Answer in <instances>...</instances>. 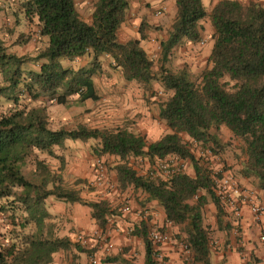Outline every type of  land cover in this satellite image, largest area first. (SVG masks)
<instances>
[{
    "label": "trees",
    "instance_id": "trees-1",
    "mask_svg": "<svg viewBox=\"0 0 264 264\" xmlns=\"http://www.w3.org/2000/svg\"><path fill=\"white\" fill-rule=\"evenodd\" d=\"M173 1L174 15L166 36L158 41L156 67L155 58L139 45L149 25L138 24L139 38L117 39L128 0H92L88 20L78 13L75 0H14V6H9L14 21L35 19L37 36L43 42L31 53L17 54L0 39V97L13 104L0 112V211L11 223L0 233V264H52L60 250H92L68 233L58 232L52 220L55 214L45 205L49 196L88 206L94 227L101 230L106 229L107 216L118 213L108 199H85L78 188L62 182L63 158L53 146L67 138L93 139L95 154L116 157L111 166L115 188L138 190L141 204L151 199L157 202L173 225L176 239L190 251L185 264L211 262L212 228L203 222L204 206L213 203L217 228L225 214L212 191L209 166L193 153L190 143L219 151L224 143L217 133L224 125L238 140L237 172L264 189V3L217 0L205 6L201 0ZM8 3L2 2L5 12ZM205 18L211 45L204 65L195 73L185 64L171 69L166 65L171 48L186 41L197 45L203 30L200 20ZM103 55L142 94L153 93V83L158 84L165 95L158 101L157 116L168 130L149 139L127 122L50 127L48 104L99 98L93 75L101 70ZM82 56L87 57L85 63L71 64ZM34 149L58 158L57 169ZM172 153L188 160L192 172L180 170L160 179L149 172L138 173L130 163L141 158L152 165ZM28 157L33 167L24 171ZM30 222L32 230H25ZM147 226V221L138 219L131 228L144 248L143 261L133 264H161L152 254Z\"/></svg>",
    "mask_w": 264,
    "mask_h": 264
},
{
    "label": "rangeland",
    "instance_id": "rangeland-1",
    "mask_svg": "<svg viewBox=\"0 0 264 264\" xmlns=\"http://www.w3.org/2000/svg\"><path fill=\"white\" fill-rule=\"evenodd\" d=\"M4 1H9V5L6 9L7 11L5 12V7L2 6L3 0L0 1V39L3 41L9 51L15 52L17 54L33 52V50L43 42V40L37 36V25L35 23V19L33 18L30 20L21 17L17 21H14L11 13L9 12V6H14V0ZM91 2L92 0L87 1L89 9ZM79 9L81 10L80 14L82 16H89L88 9H82L81 7H79ZM206 38H208V36ZM150 56L155 58L156 67L158 63V51ZM177 56L178 58L175 60L173 58V60L168 59L166 61V65L173 70H176L178 67H181L183 64H185L192 73H195L204 65L203 63L202 65L196 66L191 70V68H193V63L183 60V57H181L180 54H177ZM86 60L87 57H77L71 62V64L76 66L78 64L85 63ZM109 60L110 58L108 56H101V70L93 75L94 86L98 92L99 98L97 100L87 99L85 103H78L74 100H71L67 105L56 103L48 104V124L52 128L61 125L66 127H74L78 124L100 127L116 126L123 122H127L135 128L143 131L149 139L157 138L160 134L168 130L163 121L157 116V104L158 101H160L165 95L164 92L156 82L153 83L154 92L151 94H142L135 82L130 81L123 83L120 70L117 67H113ZM72 97H75V95ZM12 105L13 104L4 97H0V112L6 111ZM103 107L108 109L109 112L105 113V116H96L100 115L96 114V111L101 110ZM103 112L104 111H102L101 115H103ZM217 134L220 142L224 144L219 151L214 152L213 155H215L216 158L214 156H207L205 154H203L202 158L206 161L205 163H207L208 166L227 169L231 171L238 179L240 178V174L237 172L239 160L236 156V153L238 154L239 152L238 140L230 135L229 130L224 125L220 126ZM184 138H186L185 135ZM93 143V139L82 141L79 139L67 138L64 139L60 145L53 146L54 152L58 155H61L63 158L64 165L61 170L62 182L68 186L73 185L74 187L78 188L80 195L85 199L99 198L100 196L99 192L97 191L93 192V196L90 194V192L93 191V188L96 187L90 184L89 174H85V172H89L90 170L92 172L94 162L93 158L97 156H100V158L103 159L107 176L115 186V181L112 178L114 173L111 169V166L115 162L116 157L109 154H95L91 150ZM190 147L195 155L197 154L196 152H200V146L198 143H190ZM34 151L39 156L44 158V160L52 169H57V166L59 165L58 158L51 157L44 152L38 151L37 149H34ZM77 158H81V166L78 167H76ZM130 163L138 173L149 172L152 169V165L147 159L134 158L130 159ZM69 165H72L70 169H68ZM32 167V158L28 157L22 165V169L24 171H29L32 169ZM83 169H85V172H83ZM182 170L189 173L192 172L190 162L188 160H185ZM76 180L78 181L76 182ZM113 193H115L113 201L116 203L120 202L122 195H124L131 202L141 204V193L138 190H132L131 187H127L124 191H118L116 189ZM49 199L59 202L62 205H67L66 207H68L70 204L66 201L55 200L49 196L45 199V205L47 206L50 204V202H48ZM47 209L49 208L47 207ZM214 213L215 209L212 202H209L204 206L203 222L207 223L212 228L210 232L212 251H217L222 248L227 249V245L229 244L237 247V243H239L238 240L244 239V235L240 227L230 226L227 215L224 214L222 216L224 221V223L222 222V225L225 227V231L223 229L217 228L214 219ZM114 215L117 214L115 213ZM52 220L54 223H56L59 233L65 232L69 234L75 232V229L71 225V214L69 216V213H65L62 214V217H60L58 214H55ZM10 225L11 223L9 222V218L6 213H2L0 211V233L6 232ZM32 228L33 223L30 222L26 225L25 230H32ZM124 235L127 236L129 234L125 232ZM1 240H3V238H1ZM239 248L242 253V259L246 261L245 263L252 264L254 262L253 254H250L249 250H245L243 245L238 246L237 250ZM76 252H80V254L76 256ZM56 254V257L59 259L57 264H74V262L71 261L74 260V258H76L75 262L77 261V263L80 257L87 259L88 251L87 249L81 251L75 250V252L71 250L69 252L60 250ZM72 255H74L73 258Z\"/></svg>",
    "mask_w": 264,
    "mask_h": 264
},
{
    "label": "crops",
    "instance_id": "crops-1",
    "mask_svg": "<svg viewBox=\"0 0 264 264\" xmlns=\"http://www.w3.org/2000/svg\"><path fill=\"white\" fill-rule=\"evenodd\" d=\"M88 0H75L76 9L78 13H81L79 7L86 8L89 10V6L87 4ZM204 4V0H201ZM217 0H208V4L205 6H212ZM240 2H247L248 0H239ZM261 3H264V0H258ZM160 7H164L163 11L161 10L159 13H155V10L160 9ZM81 15V14H80ZM174 15V1L173 0H128V7L125 12V17L121 21L118 29H117V39L120 41H125L129 38H139V32L137 30L138 24L143 21L144 24L149 25V28L145 29V37L139 39V45L143 48V50L152 55L153 53L158 51V41L161 38L166 36V28ZM84 19H89V16H82ZM203 25L202 37L204 39L203 43H198L197 45H193L189 41L181 43L179 45L171 48L168 59L174 60L178 58L177 54H180L183 57V60H187L192 62V66L194 69L196 66L202 65L205 63L206 58L208 56L211 39L209 37L210 32V24L208 18L200 20ZM208 36V38H206ZM178 64V63H177ZM123 83H127L130 81H125L122 79ZM97 92V91H96ZM98 93V92H97ZM87 99L82 102L85 103ZM91 100V99H90ZM97 100V99H96ZM103 112V115L101 113ZM109 110L103 107L101 110L96 111V116H105V113H108ZM94 160V158H93ZM92 160V161H93ZM81 158H77V166H81ZM72 165L68 166V169L71 168ZM75 167V169H76ZM78 169V168H77ZM85 172V169H83ZM86 175L89 174V182L92 184L93 180V171L85 172ZM114 179V175L112 177ZM239 182L250 185L255 188L257 192L258 200L264 204V189L257 188L254 184V181H250V179L240 176L238 178ZM115 187L111 189V191L107 195V199L110 201L111 205L114 206L118 213L114 215L116 224L108 229L109 238L112 240L114 244V249L112 253L105 256L109 257L108 259H103L104 256L100 257V261L98 264H133V263H141L143 261V243L139 237L135 234H129L127 236L124 235L126 229L129 227H133V223L138 219L136 218V211L140 208L146 207L148 209V224L156 223L163 224L164 220V212L161 207L157 204V202L153 199L144 201L142 204H137L129 201V209L128 211H121L118 207L121 205V201L116 203L114 202ZM98 192L97 188H93V191L90 194L93 196V192ZM123 196V195H122ZM97 199V198H91ZM122 199V197H121ZM50 204L48 205V209L53 214H58L62 217V214L69 213L71 214V225L75 229L74 233H69L70 238L75 241V233L80 231H88L92 229L95 224L89 216V208L86 205L79 204L77 202H72L67 205H62L59 202H55L54 200H48ZM70 208V209H69ZM215 209V208H214ZM67 211V212H65ZM69 211V212H68ZM215 214V213H214ZM228 222L230 226L240 227L244 239H239L238 246H244V249L249 250L250 254H253V263L252 264H264V244H260L257 241V233L259 227H264V213L262 214L261 220L258 224L254 223L250 219V213L246 208L243 209L242 216L233 220L231 214H227ZM215 219V215H214ZM225 225V224H224ZM227 226V225H226ZM166 229V226H163ZM225 227L221 225L220 229H224ZM170 232L171 241L165 244L158 245L160 251H162L164 259L167 264H185L183 262L184 254L178 244L173 240L175 237V229L172 226L167 227ZM174 232V233H173ZM237 246V247H238ZM117 247H120V250H117ZM237 247L234 245H227V249H219L217 251H210V264H217L222 261V264H247L242 258V253L240 248L237 250ZM126 249V250H125ZM75 252V250H74ZM246 252V251H245ZM80 252H76V256H78ZM245 255V253H244ZM54 256V260L52 264H57L59 259ZM75 256V257H76ZM112 257V258H111ZM132 258V259H130ZM74 264H86L87 259L84 257H80ZM80 262V263H79Z\"/></svg>",
    "mask_w": 264,
    "mask_h": 264
},
{
    "label": "built area",
    "instance_id": "built-area-1",
    "mask_svg": "<svg viewBox=\"0 0 264 264\" xmlns=\"http://www.w3.org/2000/svg\"><path fill=\"white\" fill-rule=\"evenodd\" d=\"M164 7L155 10V13L163 11ZM204 39L201 38L199 43H203ZM195 144V142H192ZM199 148V147H198ZM201 148V147H200ZM200 152H196V155L203 156H214V153L209 149H200ZM198 150V149H196ZM194 153V152H193ZM195 154V153H194ZM185 159L172 153L166 155L164 158L157 160L152 164V169L149 174L157 176L160 179H165L182 170ZM210 177L212 179V191L218 201L223 205L225 213H229L233 220H237L242 216L243 209L246 208L250 213V219L252 222L258 224L261 220L262 214L264 213V204L261 203L257 198V192L255 188L250 185L239 182L234 174L221 167L209 166ZM93 180L94 185L100 194L99 198L107 199V195L114 186V183L109 179L106 173L103 159L95 157L93 162ZM129 199L126 196H122L121 205L118 207L121 211H128ZM137 219L148 220V209L146 207L140 208L135 213ZM116 224L114 214L108 215L106 219V229L101 230L98 227H93L88 231H80L75 233V241L80 243L82 246L92 249L89 251L87 256L86 264H98L101 256H106L112 253L114 244L109 238L108 229ZM166 226V229L163 228ZM172 226L170 221L164 216L163 224H148L146 229V236L152 242L153 245V256L158 263L167 264L164 259L162 251L159 250L158 245L165 244L171 241L170 232L167 227ZM131 227L126 229V233L130 234ZM257 241L260 244H264V227H259L257 233ZM178 244L184 254L185 260L190 251L186 248V245L179 239L173 240ZM120 250V247H117Z\"/></svg>",
    "mask_w": 264,
    "mask_h": 264
},
{
    "label": "clouds",
    "instance_id": "clouds-1",
    "mask_svg": "<svg viewBox=\"0 0 264 264\" xmlns=\"http://www.w3.org/2000/svg\"><path fill=\"white\" fill-rule=\"evenodd\" d=\"M204 4L207 5L208 4V0H204Z\"/></svg>",
    "mask_w": 264,
    "mask_h": 264
}]
</instances>
